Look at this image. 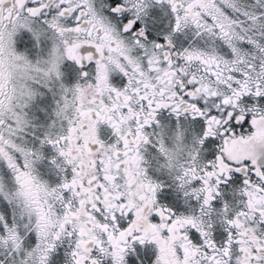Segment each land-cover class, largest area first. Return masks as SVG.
I'll list each match as a JSON object with an SVG mask.
<instances>
[{"label": "snow or ice", "instance_id": "1", "mask_svg": "<svg viewBox=\"0 0 264 264\" xmlns=\"http://www.w3.org/2000/svg\"><path fill=\"white\" fill-rule=\"evenodd\" d=\"M0 264H264V0H0Z\"/></svg>", "mask_w": 264, "mask_h": 264}]
</instances>
